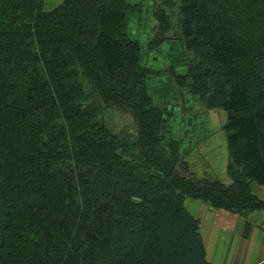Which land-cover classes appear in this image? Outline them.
<instances>
[{"label": "trees", "instance_id": "trees-1", "mask_svg": "<svg viewBox=\"0 0 264 264\" xmlns=\"http://www.w3.org/2000/svg\"><path fill=\"white\" fill-rule=\"evenodd\" d=\"M43 2L0 0V264H209L183 199L264 209L250 186L264 184V0L176 6L196 61L174 81L226 111L228 185L160 144L128 0ZM167 16L157 9L147 48ZM115 104L132 115L133 140L101 116Z\"/></svg>", "mask_w": 264, "mask_h": 264}, {"label": "crops", "instance_id": "crops-1", "mask_svg": "<svg viewBox=\"0 0 264 264\" xmlns=\"http://www.w3.org/2000/svg\"><path fill=\"white\" fill-rule=\"evenodd\" d=\"M61 1L44 0L45 9H51ZM128 1L127 30L141 46L142 64L152 70L146 85L154 103L162 109V140L176 145L196 176L218 178L225 185L230 184L231 177L226 168L229 150L223 128L225 111L205 107L197 95L172 82L173 74L187 72L189 51L180 44L175 45L172 37H167L163 45L147 50L144 34L146 23L150 24L149 17L139 19L134 10L138 2ZM250 186L255 194V183ZM257 195L264 197V194ZM183 205L198 220L204 258L209 264H263L264 209L239 213L190 196L183 199Z\"/></svg>", "mask_w": 264, "mask_h": 264}, {"label": "rangeland", "instance_id": "rangeland-1", "mask_svg": "<svg viewBox=\"0 0 264 264\" xmlns=\"http://www.w3.org/2000/svg\"><path fill=\"white\" fill-rule=\"evenodd\" d=\"M135 1H137L138 4L134 6V10H135V12H137L138 16H140L139 19H141L143 17L144 20H147V18L149 17V20H150V24L146 23L147 29H146V32L144 34V37H145L144 41L147 42L148 39H150L153 36V33H154L153 27H154V25L156 26L158 23V20L156 18V11H157V9H159V7H163L166 14L168 15L167 16L168 21H169L168 28L164 32L162 40H160L159 43L155 42L158 44H156L154 46L158 47L160 45H163L164 41L167 37H172V38H174L173 41H174L175 45L179 46V44H180L181 46H184L189 51L188 52L189 62H195L196 59L194 57V54L190 49H188L186 47L185 41L182 38L180 28L177 26V16H176L177 9H176V6L178 4V0H172L175 3L173 8L171 6H168V5H161V3H163L162 0H135ZM43 5L45 8V6H46L45 2H43ZM152 23H153V25H151ZM145 48L147 50L151 49V48H147L146 44H145ZM162 57H164V56H161V58ZM179 58L181 59L183 57L180 56ZM149 75H148V77H149ZM174 75L175 74H173L172 82L176 86H178L174 81ZM179 87H185L188 90V88L186 86H179ZM189 93H191V92H189ZM152 100H153V98H152ZM157 106H159V105H157ZM159 107H161V106H159ZM225 113H226V111H225ZM101 116L103 117L105 122L108 124V126H110V128L113 131L120 130V132L128 133V136L131 140H133L136 136H138L136 123L134 122L132 115L130 114V112L128 111V109L125 106H123L121 104H115L113 106H110L107 109H105V111L101 114ZM159 142H160V144H162L165 147H167L169 144H171L165 140H162L160 135H159ZM137 149H138V146H137ZM177 157L179 160H185V156L181 155L180 153H179V156H177ZM185 162H187L188 167L192 169V165L187 160ZM153 180H154V178H152V177L148 178L147 183L149 186L152 185V183H154ZM256 185L260 186V185H264V184H255V194L256 195L257 194L263 195L264 194V187H260V188L258 187L257 188ZM260 199H262V198H260ZM263 200H264V197H263Z\"/></svg>", "mask_w": 264, "mask_h": 264}, {"label": "built area", "instance_id": "built-area-1", "mask_svg": "<svg viewBox=\"0 0 264 264\" xmlns=\"http://www.w3.org/2000/svg\"><path fill=\"white\" fill-rule=\"evenodd\" d=\"M261 263H263V264H264V258L261 260Z\"/></svg>", "mask_w": 264, "mask_h": 264}, {"label": "bare ground", "instance_id": "bare-ground-1", "mask_svg": "<svg viewBox=\"0 0 264 264\" xmlns=\"http://www.w3.org/2000/svg\"><path fill=\"white\" fill-rule=\"evenodd\" d=\"M161 127V126H160ZM162 139V138H161ZM183 155V154H182Z\"/></svg>", "mask_w": 264, "mask_h": 264}]
</instances>
